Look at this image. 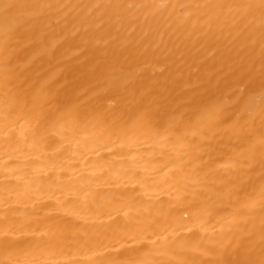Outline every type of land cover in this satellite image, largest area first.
<instances>
[{"label": "bare ground", "instance_id": "obj_1", "mask_svg": "<svg viewBox=\"0 0 264 264\" xmlns=\"http://www.w3.org/2000/svg\"><path fill=\"white\" fill-rule=\"evenodd\" d=\"M0 264H264V0H0Z\"/></svg>", "mask_w": 264, "mask_h": 264}]
</instances>
